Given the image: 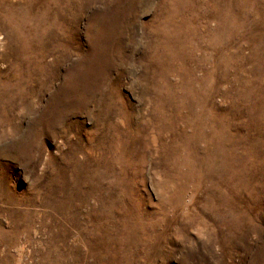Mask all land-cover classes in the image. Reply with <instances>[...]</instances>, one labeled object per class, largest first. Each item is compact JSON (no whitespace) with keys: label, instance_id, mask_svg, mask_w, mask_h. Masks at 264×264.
I'll use <instances>...</instances> for the list:
<instances>
[{"label":"rangeland","instance_id":"rangeland-1","mask_svg":"<svg viewBox=\"0 0 264 264\" xmlns=\"http://www.w3.org/2000/svg\"><path fill=\"white\" fill-rule=\"evenodd\" d=\"M0 264H264V0H0Z\"/></svg>","mask_w":264,"mask_h":264}]
</instances>
